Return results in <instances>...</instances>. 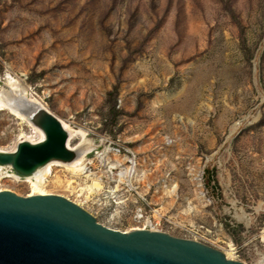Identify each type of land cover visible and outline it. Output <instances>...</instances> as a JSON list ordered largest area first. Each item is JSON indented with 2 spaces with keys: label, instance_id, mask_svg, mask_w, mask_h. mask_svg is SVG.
Here are the masks:
<instances>
[{
  "label": "rangeland",
  "instance_id": "obj_1",
  "mask_svg": "<svg viewBox=\"0 0 264 264\" xmlns=\"http://www.w3.org/2000/svg\"><path fill=\"white\" fill-rule=\"evenodd\" d=\"M13 74L92 141L85 171L104 189L82 206L100 224L128 231L149 216L242 264L264 258V0H0V89ZM31 135L0 110V152ZM106 147L133 154L145 184L108 193L119 168L106 177ZM0 189L29 193L12 178Z\"/></svg>",
  "mask_w": 264,
  "mask_h": 264
},
{
  "label": "water",
  "instance_id": "obj_2",
  "mask_svg": "<svg viewBox=\"0 0 264 264\" xmlns=\"http://www.w3.org/2000/svg\"><path fill=\"white\" fill-rule=\"evenodd\" d=\"M43 138L0 152V166L23 178L50 161L70 162L67 131L49 110L30 118ZM0 264H242L196 240L148 229L108 228L58 194L0 190Z\"/></svg>",
  "mask_w": 264,
  "mask_h": 264
},
{
  "label": "bare ground",
  "instance_id": "obj_3",
  "mask_svg": "<svg viewBox=\"0 0 264 264\" xmlns=\"http://www.w3.org/2000/svg\"><path fill=\"white\" fill-rule=\"evenodd\" d=\"M4 87L0 89V110H8L12 115L19 117L20 119L25 121L37 135V141L42 140V132L32 124L30 118L38 108H45V106L39 100L32 96V93L29 91L27 85L21 82L18 77L8 75ZM58 120L60 121L63 128L67 131V146L70 150H73L75 152V158L70 162L50 161L43 167L38 168L30 176L23 178L15 175L13 172H10L7 166H0V179L12 178L14 179V181L26 182L29 188V193L26 194V196H30L33 194H51L52 191H63L71 196H74V200L72 201L77 203L79 206H82L84 202L92 200L93 195L98 196L104 189L103 183L100 178H96L93 173L85 171L86 165L87 163H89V160H87L86 158L87 153L91 152V150L94 149V145L90 139H87L85 137L86 133L82 129H73L64 121L60 119ZM77 135H80L81 141L75 146L70 145L71 140ZM23 140L32 143L37 142L36 139L32 137V135L24 137L20 141ZM165 144H169L168 138L165 139ZM15 146H13L9 150L13 151L15 149ZM108 152L112 155L109 156L110 158L106 154ZM96 158L98 159L99 163H101V165L106 167L105 175L110 179L111 176H113V170L117 167L119 168L118 173H116V185L113 189L109 190L108 193L113 194L118 184H121L123 182V184H126L128 187H133V179L137 181L139 180L141 184H145L147 175L144 171H138L137 162L134 159L133 154L131 157L125 155L120 156L115 151H112L111 149L106 147L103 151H101V153H96ZM124 162L128 163V165L125 166ZM56 166L61 167L63 169L62 172L66 174L51 175L53 167ZM192 180L196 182L198 187L200 186L199 178L197 175L193 177ZM176 187V184H172L169 190L168 188H166V186H164L163 189L165 190V193L172 195L175 193ZM66 195L64 194L63 196L67 197ZM104 198H108L106 194ZM258 209H262L264 211V208L260 204H258L256 211ZM155 216L156 218H158L159 216L157 215L156 211ZM235 217L237 221H243L245 225L249 224L250 219L244 214L241 209L240 214L236 213ZM154 221L157 220L154 219ZM145 222L149 223L150 220L146 218ZM142 226L132 228L130 230L141 229L145 227ZM150 229L156 230V228L152 226L150 227ZM262 233H264V230L262 231ZM232 250L233 249L230 248L229 251L224 254L226 258H233ZM263 262L264 258H259L257 264H263Z\"/></svg>",
  "mask_w": 264,
  "mask_h": 264
},
{
  "label": "built area",
  "instance_id": "obj_4",
  "mask_svg": "<svg viewBox=\"0 0 264 264\" xmlns=\"http://www.w3.org/2000/svg\"><path fill=\"white\" fill-rule=\"evenodd\" d=\"M15 77H18V79H20L21 80V82H23V83H25L26 82V80H27V76H26V74H22V75H19V76H17V75H15V74H13ZM114 151H116V153L117 154H119L120 152H119V150L117 149V150H114ZM9 169V168H8ZM9 171L10 172H12L10 169H9ZM70 200V199H69ZM72 201V200H71ZM74 202V201H73ZM77 204V203H76ZM91 205H101V203L100 204H97V203H95V202H93ZM82 207V206H81ZM85 209V208H84ZM85 210H87V209H85ZM89 212V211H88ZM137 218H142V216L141 215H139V216H137ZM146 218H148L149 220H150V222L149 223H146L145 222V219ZM142 223L144 224L143 226H145L144 228H141V229H148V230H153V229H150V227L152 226V227H155L156 228V231H162L161 229H159L160 228V222H159V219L157 220V221H154V218L153 217H145V218H143V220H142ZM142 226V227H143ZM106 227H108V226H106ZM108 228H110V227H108ZM112 229V228H111ZM117 230V229H116ZM131 231V230H130ZM123 232H126V231H123ZM164 232V231H163ZM236 254V253H235ZM263 260V259H262ZM263 264H264V262H263Z\"/></svg>",
  "mask_w": 264,
  "mask_h": 264
}]
</instances>
